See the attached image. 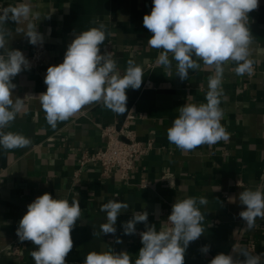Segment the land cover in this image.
<instances>
[{"label":"crops","instance_id":"crops-1","mask_svg":"<svg viewBox=\"0 0 264 264\" xmlns=\"http://www.w3.org/2000/svg\"><path fill=\"white\" fill-rule=\"evenodd\" d=\"M22 2L32 4L39 13L31 22L43 35V44L39 45L46 62L13 79L14 98L45 92L47 68L63 62L75 34L100 24L106 32L102 52L112 54L121 74L132 60L141 66L144 77L140 89L126 90L128 110L124 113L116 114L102 101L95 102L68 120L57 122L55 128L47 123L38 97L24 99V111L4 131L22 134L31 143L21 149L0 147V264H35L31 253L36 246L31 241L21 242L16 230L27 205L45 192L80 205L66 264H83L90 251L111 249L128 252L134 264L142 247L139 233L146 230V225L137 223L136 233L125 235L123 222L133 213L146 211L147 224L156 225L159 231L175 200L185 197L197 201L207 197L206 205L198 204L206 231L190 243L185 264H209L218 253L229 254L233 249L264 253V219L257 218L255 227L249 230L239 217L244 206L238 199L246 189H264V0H259L258 8L248 14L252 74L238 76L235 62L224 64L220 104L224 115L220 123L228 138L191 151L170 143L166 130L185 103L207 102L208 78L214 73L194 57L201 68L190 70L188 79L181 81L175 74V60L170 73L156 64L162 50L149 47L147 40L152 34L143 26L152 0H0V8ZM26 24L9 21L5 27L11 31L6 38L10 48L21 50L28 58L35 45L25 36ZM130 115L134 116L131 125L137 139L152 146L135 162L127 179L120 177L118 169L104 175L98 163L79 164L85 153L104 147V127L114 125L119 129ZM114 199L129 205L117 218L115 235H93L100 231V224L107 222L101 206ZM117 238L121 243H116ZM16 245L18 252L14 250ZM204 245H210L206 255L200 251ZM234 258L243 259L237 254Z\"/></svg>","mask_w":264,"mask_h":264},{"label":"clouds","instance_id":"clouds-1","mask_svg":"<svg viewBox=\"0 0 264 264\" xmlns=\"http://www.w3.org/2000/svg\"><path fill=\"white\" fill-rule=\"evenodd\" d=\"M259 0H152V9L143 16V26L152 34L147 43L160 51L156 64L171 72L172 60L176 62V76L188 79L190 70L201 68L198 60L213 71L208 78L206 103H185L178 108L167 132V139L182 151L198 146H212L228 138L221 125L223 110L220 107L224 64L235 62L238 76L251 75L253 61L249 59L252 34L248 27L249 13L256 10ZM32 4L27 2L0 8V147L5 150L26 148L31 140L19 133L5 132L25 109L26 97H38L45 112L47 123L55 128L57 122L66 121L89 104L103 102L116 114L127 109L126 90L140 89L143 70L129 60L123 74L117 62L101 45L106 39L105 26L100 24L75 34L67 46L63 62L47 68L44 83L46 91L38 96H15L13 79L31 65L24 53L12 49L7 37L11 21L17 25L27 21L25 36L32 45L43 44V35L37 25L38 18ZM17 31H24L18 28ZM172 54V59L169 58ZM197 58V59H194ZM244 209L239 217L249 230L255 227L257 218L264 219V189H246L238 195ZM199 205L207 204V197L199 201L195 197L176 199L171 213L161 225H148V213H133L123 222L125 235L136 233V224L145 223L146 230L139 233L142 247L134 264H185V253L191 242L198 240L206 231L205 217ZM129 205L116 199L103 204L100 211L106 215V223L93 235H115L118 216ZM81 215L78 201L53 198L50 193L36 197L27 205V211L19 221L16 235L21 242L31 241L35 250L31 255L35 264H66V257L73 248L72 230ZM116 243H121L119 238ZM200 251L207 254L210 245ZM234 254L243 259L234 258ZM83 264H133L126 251H90ZM209 264H264V253H250L246 249L215 255Z\"/></svg>","mask_w":264,"mask_h":264},{"label":"built area","instance_id":"built-area-1","mask_svg":"<svg viewBox=\"0 0 264 264\" xmlns=\"http://www.w3.org/2000/svg\"><path fill=\"white\" fill-rule=\"evenodd\" d=\"M30 62V69L37 70L46 62L44 49L41 45H35L31 56L27 58ZM148 86L150 83H147ZM130 115L121 128L108 125L102 129V134L106 139L104 147L95 150L93 153H85L78 159L80 165L86 163H98L104 175H109L114 169H118L120 177L127 179L129 173L135 167V162L141 159L152 146V143L144 145L137 139L135 130L131 125ZM18 252V246H14ZM0 250V254H1Z\"/></svg>","mask_w":264,"mask_h":264}]
</instances>
